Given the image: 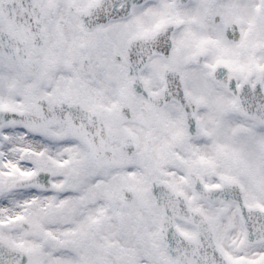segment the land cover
<instances>
[{
	"label": "snow or ice",
	"instance_id": "1",
	"mask_svg": "<svg viewBox=\"0 0 264 264\" xmlns=\"http://www.w3.org/2000/svg\"><path fill=\"white\" fill-rule=\"evenodd\" d=\"M0 264H264V0H0Z\"/></svg>",
	"mask_w": 264,
	"mask_h": 264
}]
</instances>
